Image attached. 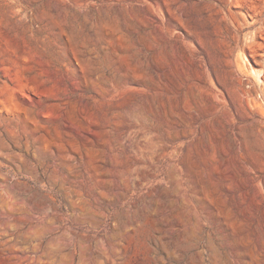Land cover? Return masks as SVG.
I'll list each match as a JSON object with an SVG mask.
<instances>
[{"label": "rangeland", "instance_id": "obj_1", "mask_svg": "<svg viewBox=\"0 0 264 264\" xmlns=\"http://www.w3.org/2000/svg\"><path fill=\"white\" fill-rule=\"evenodd\" d=\"M0 264H264V0H0Z\"/></svg>", "mask_w": 264, "mask_h": 264}]
</instances>
